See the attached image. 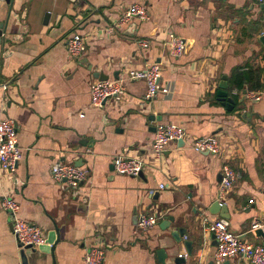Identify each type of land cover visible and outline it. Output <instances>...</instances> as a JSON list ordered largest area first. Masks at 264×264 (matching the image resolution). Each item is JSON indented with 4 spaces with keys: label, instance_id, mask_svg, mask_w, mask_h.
<instances>
[{
    "label": "crops",
    "instance_id": "crops-1",
    "mask_svg": "<svg viewBox=\"0 0 264 264\" xmlns=\"http://www.w3.org/2000/svg\"><path fill=\"white\" fill-rule=\"evenodd\" d=\"M134 3L144 5L150 18L119 25ZM0 22H6L0 44V117L14 120L22 150L14 172L0 169V199L13 197L20 217L45 236L50 230L57 235L50 252L27 249L23 262L10 218L0 206V264H86L84 254L92 245L105 250L102 264H215V240L204 231L202 216L219 217L208 208L218 200L224 162L239 173L221 201L230 228L242 240L264 242L253 233L254 222L264 231L262 4L0 0ZM72 32L86 40L79 57L66 50ZM170 33L185 39L179 57L168 53ZM141 39H149V47L142 48ZM152 63L160 64L163 90L145 100V82L130 79L127 72ZM237 68H262L261 89L249 90L246 84L237 89L231 82ZM95 72L121 81L124 94L93 106ZM223 76L236 102L231 111L216 97L224 90ZM158 122L182 125L187 137L181 146L168 143L154 158L151 142ZM196 137L216 138L219 154L196 152L188 139ZM117 156L142 160L141 173L114 172ZM56 161L85 168L87 179L75 188L57 183L50 173ZM140 213L156 215V225L139 229ZM167 216L173 220L161 227ZM179 228L181 237L173 234ZM222 264L249 263L233 258Z\"/></svg>",
    "mask_w": 264,
    "mask_h": 264
},
{
    "label": "built area",
    "instance_id": "built-area-1",
    "mask_svg": "<svg viewBox=\"0 0 264 264\" xmlns=\"http://www.w3.org/2000/svg\"><path fill=\"white\" fill-rule=\"evenodd\" d=\"M180 1V0H172ZM258 4L264 5V0H256ZM142 21L150 18L147 8L142 4H131L119 20V25L128 22L132 18ZM113 31L114 28H108ZM166 47L171 57H179L186 47L185 39L174 33L166 38ZM139 45L147 48L150 45L149 39H141ZM86 49L85 37L77 32H72L66 39V50L72 57H79ZM130 79H141L145 82V100L153 98L163 90L160 87L161 67L159 63H152L139 69H130L127 72ZM125 92L121 81L115 79H95L90 85V102L93 106H101L108 98L119 99ZM252 99H259L255 93H249ZM187 137L184 127L172 122H158L155 124L151 142V152L154 158H160L165 147L170 142H177ZM190 146L196 152H206L217 155L220 152V145L213 137L188 138ZM22 157V150L18 145L17 127L13 119L0 117V169L7 172H14L18 161ZM112 170L119 174L138 176L142 170V160L136 157L117 156L113 159ZM50 173L52 178L61 185L78 187L88 177L85 168L71 162L56 161L51 165ZM239 173L228 163L221 166V178L218 185V201L221 203L226 194L232 189ZM264 185V173L262 175ZM160 188L164 184L159 185ZM150 193H153L152 190ZM1 208L8 214L11 223V232L19 248L26 245L37 248L45 242L46 236L41 228L26 221L19 215L18 202L9 195H3L0 199ZM158 217L154 214H138L137 226L141 230H148L157 223ZM204 231L211 234L215 240L216 249L214 263L222 264L224 261L239 258L249 264H264V245L252 244L242 240L237 233L231 230L228 219L217 217L209 219L202 216ZM257 224L253 225V228ZM105 258V250L100 245H92L87 248L84 254L86 264H102Z\"/></svg>",
    "mask_w": 264,
    "mask_h": 264
},
{
    "label": "water",
    "instance_id": "water-1",
    "mask_svg": "<svg viewBox=\"0 0 264 264\" xmlns=\"http://www.w3.org/2000/svg\"><path fill=\"white\" fill-rule=\"evenodd\" d=\"M264 6V5H263ZM5 23L6 22H0V44L4 42V30H5ZM259 40L261 41V43L264 45V34H262L260 37H259ZM94 77H96L97 79H100V80H104V79H108V76L106 74H103V72H95L93 74ZM113 76H116L115 74ZM225 76H223V80L221 81V86L224 88V90H221L219 89L217 92H216V97L217 99L221 102V104L226 108V110L228 111H231L235 108V100L229 96L227 94V86L225 84ZM243 94H245V91H243ZM240 102V101H239ZM246 114H243V116H245ZM183 140L180 139L177 141V144L179 146L183 145ZM76 164V163H75ZM78 165V164H77ZM208 211L209 213L211 214H216L218 215L219 217H222V218H226V219H229V214H228V211H227V208H226V205L224 203H220L218 200H215L214 202H212L208 208ZM173 218L171 216H167L164 218V220L161 222V227H164V225L168 226V223L170 221H172ZM257 222H254L253 224H256ZM165 226V227H166ZM257 227V226H256ZM253 228V233L254 235L257 237V238H264V231L262 228ZM174 235H178L179 237L183 236V229H178L176 231L173 232ZM241 239H242V236H239ZM57 240V235H56V231L55 230H50L47 234H46V239H45V242L38 246V250L42 251V252H50L52 249H53V246L55 244ZM262 244L264 245V242H262ZM187 248L189 249V244H187ZM27 249H32V250H35L36 248L34 247H31L30 245H26L24 247H22L20 249V257H21V260L23 262H26V259H27V256H26V253L25 251Z\"/></svg>",
    "mask_w": 264,
    "mask_h": 264
},
{
    "label": "trees",
    "instance_id": "trees-1",
    "mask_svg": "<svg viewBox=\"0 0 264 264\" xmlns=\"http://www.w3.org/2000/svg\"><path fill=\"white\" fill-rule=\"evenodd\" d=\"M262 75V68L254 70H243V68H237L232 74V81L237 89H242L244 85H247L249 90H259L262 87L260 82Z\"/></svg>",
    "mask_w": 264,
    "mask_h": 264
}]
</instances>
